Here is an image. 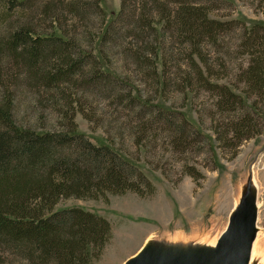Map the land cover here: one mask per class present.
Masks as SVG:
<instances>
[{
    "label": "rangeland",
    "instance_id": "rangeland-1",
    "mask_svg": "<svg viewBox=\"0 0 264 264\" xmlns=\"http://www.w3.org/2000/svg\"><path fill=\"white\" fill-rule=\"evenodd\" d=\"M23 1L0 23V40L6 43L11 31L29 26L81 46L91 55L90 63L73 74L72 81L35 82L26 67L0 51V107L11 105L17 126L44 131L68 130L69 118H74L79 132L92 142L115 147L155 186L146 196L128 192L110 193L106 199L69 197L54 207H81L110 221L112 238L90 264H126L148 246H215L249 189L258 211L249 264H264V126L237 146L220 141L210 113L214 101L207 91L195 90L200 87L199 68L220 69L222 57V69L237 72L246 62L247 56L239 55L246 39L239 19H246V26L264 21V0H203L200 4L208 7L211 18L230 24L220 47L202 43L203 60L175 26L178 5L168 0ZM39 66L40 77L45 76L49 68ZM100 69L103 78L92 83ZM212 81L237 82L230 72ZM159 107L177 112L178 119L185 116L192 124L187 128L200 134L191 133L196 137L190 136L185 146L167 138L168 131L154 139L155 131L145 125L153 126ZM173 240L181 244L175 246ZM3 250L0 247L1 264H29Z\"/></svg>",
    "mask_w": 264,
    "mask_h": 264
},
{
    "label": "trees",
    "instance_id": "trees-1",
    "mask_svg": "<svg viewBox=\"0 0 264 264\" xmlns=\"http://www.w3.org/2000/svg\"><path fill=\"white\" fill-rule=\"evenodd\" d=\"M1 1L2 24L9 19L11 8L24 4L23 0ZM168 1L178 5L173 21L184 39L191 42L194 55L202 58L204 41L217 48L221 46V35L229 22L211 18L208 7L200 4L203 0ZM239 21L243 22L246 35L239 55L245 54L247 60L237 72L234 68L229 70L237 82L212 81L213 77L229 74L222 69L221 57L220 69H198L200 87L195 88L196 93L200 90L210 93L214 101V109L210 111L214 132L220 141H232L234 146L259 134L264 126V21H250L249 26L246 19ZM10 33L6 43L0 40V51L26 67L35 82L72 81V75L83 72L90 63L91 55L86 50L81 46L75 48L60 35L56 38L42 35L29 26ZM40 63L49 68L42 77ZM102 72V69L94 72L96 79L92 83L98 84L96 80L103 78ZM3 106L0 107L5 129L0 131V247L8 256L28 260L29 264H90L101 257L112 238L110 221L81 207L57 211L54 207L62 198L69 197L106 199L110 193L128 192L146 196L154 193L155 186L115 147L92 142L79 132L74 118H69L68 130L44 131L17 126L11 105ZM158 112L153 126L145 125L155 131L154 139L168 131L165 136L172 141L182 146L190 142V134L194 132L187 128L192 124L185 116L178 119L177 112L162 108ZM196 134L200 131L196 130ZM207 139L211 142L210 136ZM3 257L0 254V264Z\"/></svg>",
    "mask_w": 264,
    "mask_h": 264
},
{
    "label": "water",
    "instance_id": "water-1",
    "mask_svg": "<svg viewBox=\"0 0 264 264\" xmlns=\"http://www.w3.org/2000/svg\"><path fill=\"white\" fill-rule=\"evenodd\" d=\"M257 212L249 189L214 247L182 250L148 246L126 264H249L257 237Z\"/></svg>",
    "mask_w": 264,
    "mask_h": 264
},
{
    "label": "bare ground",
    "instance_id": "bare-ground-1",
    "mask_svg": "<svg viewBox=\"0 0 264 264\" xmlns=\"http://www.w3.org/2000/svg\"><path fill=\"white\" fill-rule=\"evenodd\" d=\"M170 242H171L172 244H175V246H176V243H177V242H179V244H181L180 241H177V240H173V241H170ZM181 242H183V241H181ZM185 243H186V242H185ZM189 243H190V242H189ZM170 245H171V244H170ZM182 245H183V244H182ZM212 247H214V246H212ZM251 254H252V253H251Z\"/></svg>",
    "mask_w": 264,
    "mask_h": 264
}]
</instances>
